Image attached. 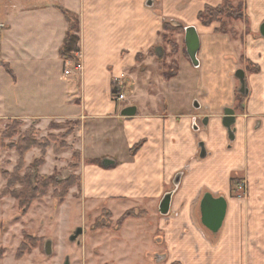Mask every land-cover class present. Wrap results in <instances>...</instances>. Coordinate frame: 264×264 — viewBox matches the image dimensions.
<instances>
[{
    "label": "crops",
    "instance_id": "crops-1",
    "mask_svg": "<svg viewBox=\"0 0 264 264\" xmlns=\"http://www.w3.org/2000/svg\"><path fill=\"white\" fill-rule=\"evenodd\" d=\"M149 1L6 0L0 25V120L37 124L44 133L53 123H78L76 149L84 160L86 190L136 199V218L149 221L137 236L139 245L146 239L158 244L160 253H167L163 264H264V0H245L248 23L233 22L237 39L218 35L214 41L228 48L218 55L232 54L239 63L258 68L245 70V101L238 109L230 106L236 112L234 141L226 140L221 128L219 103L205 102L192 113L189 99L168 98V92L177 91L172 79L162 84L165 102L157 103L147 88L144 101L136 98V79L154 59L164 25L196 27L202 43L198 15L223 0H152L148 7ZM64 11L79 19L75 61L60 56L69 30ZM123 81L132 82L138 102H116L113 91ZM132 106L136 116H122ZM200 143L207 152L204 159ZM90 159H102V165H85ZM105 160L112 165L104 166ZM181 173L170 215L149 219L147 204H158L174 191ZM234 177L246 182L245 192L240 185L232 192ZM208 192L228 204L216 236L201 223L200 203ZM146 210L149 215L140 213Z\"/></svg>",
    "mask_w": 264,
    "mask_h": 264
},
{
    "label": "rangeland",
    "instance_id": "rangeland-1",
    "mask_svg": "<svg viewBox=\"0 0 264 264\" xmlns=\"http://www.w3.org/2000/svg\"><path fill=\"white\" fill-rule=\"evenodd\" d=\"M6 7V0H0V25L5 21ZM166 24L168 26L163 29L160 38L163 55L159 58L156 51L152 52L154 59L143 65L141 75L136 79V98L144 101L147 88L157 103L165 102L162 84L180 72L179 76L172 78L171 84L177 91L167 93L173 102L189 99L192 113H197L205 102L214 101L219 103L221 118L230 106L236 105L238 109L244 102L242 97L246 95L240 94L236 68L244 71H254V68L247 63H239L232 54L218 55V51L228 48L214 42L218 35L212 30L213 25L205 27L199 21L204 35L203 47L198 54L200 67L197 69L187 53L185 27L174 22ZM232 26L233 21L226 20L225 28L233 34L229 32L224 36L237 39L238 32ZM219 27L221 25L218 24ZM204 28L208 31H203ZM3 32L0 28V34ZM138 87L142 97H139ZM133 90L131 81H123L121 92L126 96L123 105L136 103L137 100L132 97ZM194 103H200L198 111ZM221 128L227 140L228 132L223 125ZM78 130L79 124L76 127L70 123H54L44 133L37 124L0 120V264H65L67 259L70 264H163L164 260L159 261L158 258L167 253L161 254L158 244L152 240L149 243L146 239L143 243L146 245H139L140 238L137 236L148 227L149 221L136 218V199L105 198L100 196L99 191L86 190L81 170L84 160L76 149ZM24 137H27L26 140L35 138L49 147L31 149V154L25 155L23 165L19 167V150L25 142ZM223 151L220 155L227 163L222 156L225 154ZM39 162L42 163L39 169L32 168ZM85 165H102V159L86 160ZM30 168L32 171L28 173ZM41 177L64 183L68 188L65 196H61L62 185L50 187L46 196L22 209L13 193L22 191L24 187L16 182L29 178L36 185V180ZM11 180L14 183H10ZM242 184L247 187L246 182L238 185ZM161 200L158 204H147L152 214L149 219L164 217L159 212ZM140 213L150 214L147 210ZM80 227L84 229V234L76 242H71L69 238ZM47 241L52 242L51 255L46 254ZM24 242L23 253L18 257Z\"/></svg>",
    "mask_w": 264,
    "mask_h": 264
},
{
    "label": "trees",
    "instance_id": "trees-1",
    "mask_svg": "<svg viewBox=\"0 0 264 264\" xmlns=\"http://www.w3.org/2000/svg\"><path fill=\"white\" fill-rule=\"evenodd\" d=\"M245 11H246L245 0H223L220 6H217V7L206 6L204 10L199 13L198 20L205 27H209L215 24L221 25V27L215 30L216 34L217 35H228L229 32L230 34H233V33H231L232 31L230 30L229 31L226 30L225 28L226 20L233 21V22L234 21H243V22L245 21L246 23H248V18L246 16ZM64 16H65L66 21L69 24V30L64 40L63 46L60 49V56L62 57V59H64V61H70V60L75 61V57H76L75 55L79 53L80 51V48H79L80 37L78 35L79 28H80L79 19L75 14L69 11H64ZM166 26L168 25L167 24L164 25V28ZM235 34L237 35L236 32ZM4 67L7 73L10 76H12V78H15L9 67L7 65H4ZM254 71L258 72V68H254ZM173 77L174 76L170 77V79H172ZM113 93L114 95L116 94V88L114 89ZM242 99H244L245 101L244 96L242 97ZM13 121L22 123L19 120H13ZM66 123L74 124V126L76 127L78 125V123H74V122H66ZM53 124L51 125V128ZM26 138L27 137L22 138L24 139L23 141L25 142L22 145L21 149L19 150V155L21 159L19 167L23 165V158L25 157L26 154H28L31 151V149L33 148L46 149L49 147L48 144L46 145L44 144V142H40L39 140H36L35 138L31 140H26ZM140 147H141V144L138 146H135L131 150V155H135L136 152L139 151ZM41 166H42V163L39 162V164L36 165V167L33 165L32 168H36L37 170ZM27 171L28 173H30L32 170L30 168ZM36 181H37L36 185H33V179H29V178L18 180L16 182L24 187L22 191L13 193V196L17 199L22 209H27L35 200H39L43 198L44 196H46L50 187L57 188L58 186L62 185V188H61L62 195L61 196H65V193L68 190L67 186H65L64 183L55 182V180L50 177H43V178L41 177L37 179ZM239 181L240 180L238 179H234V178L232 179V192H234L233 189L239 184ZM10 183H14V182L11 180ZM140 215L141 214H139V216ZM24 247H25V242L22 244V246L19 249L18 257H20V255L23 253Z\"/></svg>",
    "mask_w": 264,
    "mask_h": 264
},
{
    "label": "water",
    "instance_id": "water-1",
    "mask_svg": "<svg viewBox=\"0 0 264 264\" xmlns=\"http://www.w3.org/2000/svg\"><path fill=\"white\" fill-rule=\"evenodd\" d=\"M148 7L153 6L152 0H150L147 4ZM260 33L262 37L264 38V24L260 28ZM185 45L187 48L188 56L191 60V63L195 68L200 67V62L198 60V54L200 52L201 48V42H200V36L198 34V31L196 27L190 26L185 28ZM157 56L160 58L162 57V48L158 47L156 49ZM236 78L240 82L241 88H240V94H247V83H246V73L244 70L239 69L235 73ZM195 108L200 109V105H194ZM137 114V107L132 106L128 107L122 112V116L126 118H131L136 116ZM208 119L206 118L204 121L205 126H207ZM236 124V112L235 110L231 108H227L224 110V116L222 118V125L228 132V137L230 141L235 140V133L236 129L234 128ZM198 129V128H196ZM200 158L204 159L207 156V152L205 149L204 143H200ZM112 165V162L109 160L104 161V166ZM183 174H178L174 181L173 185L175 187L174 191H171L167 193L161 200L159 205V212L162 216L166 217L170 215L171 212V204H172V198L176 190L179 189L181 181H182ZM227 201L224 197H214L210 192L204 194L201 203H200V212H201V223L202 225L210 231L214 236L218 235V233L222 230L226 214H227ZM84 233L83 228H77L75 233L71 236L70 241L76 242ZM46 254L51 255L52 254V242L47 241L46 243ZM160 259V260H159ZM165 259V256H161L158 258L159 261H162ZM65 264H70L69 260L66 261Z\"/></svg>",
    "mask_w": 264,
    "mask_h": 264
},
{
    "label": "built area",
    "instance_id": "built-area-1",
    "mask_svg": "<svg viewBox=\"0 0 264 264\" xmlns=\"http://www.w3.org/2000/svg\"><path fill=\"white\" fill-rule=\"evenodd\" d=\"M114 98L116 100V102H125L126 100V96L121 92V86L118 87L116 86V94L114 95ZM240 190L245 191L246 187L245 185H240Z\"/></svg>",
    "mask_w": 264,
    "mask_h": 264
},
{
    "label": "flooded vegetation",
    "instance_id": "flooded-vegetation-1",
    "mask_svg": "<svg viewBox=\"0 0 264 264\" xmlns=\"http://www.w3.org/2000/svg\"><path fill=\"white\" fill-rule=\"evenodd\" d=\"M198 69V68H197ZM194 105H200V103H194ZM194 108H195V106H194ZM196 110H197V108H195ZM196 126V125H195ZM196 128H198V127H196ZM198 130V129H197ZM207 157V156H206ZM239 183H243V182H241V181H239ZM84 234V233H83ZM71 238V237H70ZM70 238H69V240H70ZM68 260V259H67ZM66 260V261H67ZM70 262V261H69ZM66 263V262H65Z\"/></svg>",
    "mask_w": 264,
    "mask_h": 264
}]
</instances>
